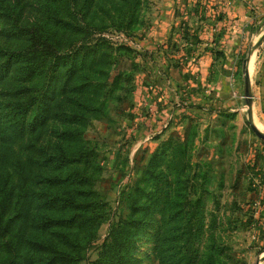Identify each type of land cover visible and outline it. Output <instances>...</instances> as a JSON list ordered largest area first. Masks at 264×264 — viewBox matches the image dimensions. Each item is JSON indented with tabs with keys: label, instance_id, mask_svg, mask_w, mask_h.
<instances>
[{
	"label": "rangeland",
	"instance_id": "obj_1",
	"mask_svg": "<svg viewBox=\"0 0 264 264\" xmlns=\"http://www.w3.org/2000/svg\"><path fill=\"white\" fill-rule=\"evenodd\" d=\"M255 1L145 0L132 29L102 33L132 51L117 52L124 54L109 71L101 111L84 132L102 168L95 189L110 207L80 264L98 260L110 226L130 214L143 223L128 264H160L159 252L175 250L167 252L173 240L166 234L177 224L167 214L184 205L196 227L193 261L212 256L214 264H264V140L250 125L249 106L264 55V9ZM36 2L0 0L3 53L22 44L18 26L36 20ZM4 103L0 97V148L9 120ZM257 120L264 134L260 114ZM134 201L153 210L132 208Z\"/></svg>",
	"mask_w": 264,
	"mask_h": 264
},
{
	"label": "trees",
	"instance_id": "obj_2",
	"mask_svg": "<svg viewBox=\"0 0 264 264\" xmlns=\"http://www.w3.org/2000/svg\"><path fill=\"white\" fill-rule=\"evenodd\" d=\"M143 1L37 0L36 20L18 26L22 44L0 50V97L9 116L0 148V264H80L98 239L110 206L95 189L102 168L84 132L101 111L109 71L124 54L117 52L132 51L102 33L132 29ZM4 13L11 18L9 8ZM141 207L154 206L133 202ZM167 215L177 223L166 234L173 240L167 252L175 250L159 252L160 264H198L191 212L174 206ZM142 223L132 214L114 222L91 264H128ZM201 264H214L212 256Z\"/></svg>",
	"mask_w": 264,
	"mask_h": 264
},
{
	"label": "crops",
	"instance_id": "obj_3",
	"mask_svg": "<svg viewBox=\"0 0 264 264\" xmlns=\"http://www.w3.org/2000/svg\"><path fill=\"white\" fill-rule=\"evenodd\" d=\"M255 2L257 3L259 10L264 9V0H256ZM258 58V68L254 81L256 95L255 97L254 95L252 96V122L257 125L256 118L258 119V115L260 114L262 117V125H264V55L262 56L261 54H259Z\"/></svg>",
	"mask_w": 264,
	"mask_h": 264
},
{
	"label": "water",
	"instance_id": "obj_4",
	"mask_svg": "<svg viewBox=\"0 0 264 264\" xmlns=\"http://www.w3.org/2000/svg\"><path fill=\"white\" fill-rule=\"evenodd\" d=\"M261 40H259V43ZM250 60V57L249 59L245 62V74H246V92L249 93V86H250V72H249V68H248V62ZM250 99H251V96H250ZM252 101L250 100L249 101V106H252ZM251 117H252V114H251ZM250 125L252 127V129L254 130V132L264 140V134L262 132H260V130H258V128L255 126V124L250 120ZM260 263V259L257 260L256 264H259Z\"/></svg>",
	"mask_w": 264,
	"mask_h": 264
},
{
	"label": "bare ground",
	"instance_id": "obj_5",
	"mask_svg": "<svg viewBox=\"0 0 264 264\" xmlns=\"http://www.w3.org/2000/svg\"><path fill=\"white\" fill-rule=\"evenodd\" d=\"M252 61H253V60H252ZM252 61H251L250 64H249V70H250V71H252V69H253V64H252L253 62H252ZM255 117H256V116H255ZM258 123H259V122H258L257 119H256V124H258ZM260 126H261V125H260Z\"/></svg>",
	"mask_w": 264,
	"mask_h": 264
}]
</instances>
